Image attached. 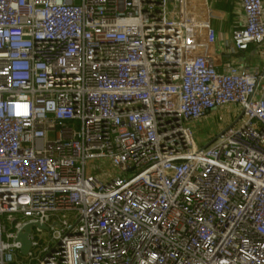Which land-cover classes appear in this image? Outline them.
Masks as SVG:
<instances>
[{"label":"built area","instance_id":"obj_1","mask_svg":"<svg viewBox=\"0 0 264 264\" xmlns=\"http://www.w3.org/2000/svg\"><path fill=\"white\" fill-rule=\"evenodd\" d=\"M216 41L207 0H0V264H264V68Z\"/></svg>","mask_w":264,"mask_h":264},{"label":"crops","instance_id":"obj_2","mask_svg":"<svg viewBox=\"0 0 264 264\" xmlns=\"http://www.w3.org/2000/svg\"><path fill=\"white\" fill-rule=\"evenodd\" d=\"M207 4L211 11V24L217 33V41L209 50L217 69L223 72L230 65L242 70L264 68V45H253L245 51L231 49L233 31L244 22L239 0H207ZM199 123L201 119L195 122L196 125Z\"/></svg>","mask_w":264,"mask_h":264},{"label":"rangeland","instance_id":"obj_3","mask_svg":"<svg viewBox=\"0 0 264 264\" xmlns=\"http://www.w3.org/2000/svg\"><path fill=\"white\" fill-rule=\"evenodd\" d=\"M232 113V108L214 109L211 112L204 115L201 119V123L196 125L192 124V130L197 141L203 143L209 138L214 137L224 129L229 123V116Z\"/></svg>","mask_w":264,"mask_h":264},{"label":"water","instance_id":"obj_4","mask_svg":"<svg viewBox=\"0 0 264 264\" xmlns=\"http://www.w3.org/2000/svg\"><path fill=\"white\" fill-rule=\"evenodd\" d=\"M32 224H28L24 227L23 232H21L17 238L19 242H21V252L23 254H27L31 247V241L29 239V234L31 233ZM40 227L44 228L45 226L40 225Z\"/></svg>","mask_w":264,"mask_h":264}]
</instances>
